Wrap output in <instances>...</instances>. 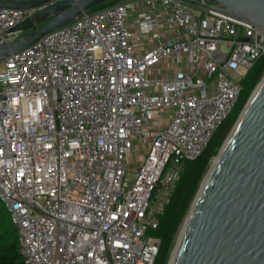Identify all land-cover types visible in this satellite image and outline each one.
<instances>
[{"label": "built area", "instance_id": "obj_1", "mask_svg": "<svg viewBox=\"0 0 264 264\" xmlns=\"http://www.w3.org/2000/svg\"><path fill=\"white\" fill-rule=\"evenodd\" d=\"M29 15L0 10V42ZM263 56L212 10L121 0L1 60L0 202L25 264H154L148 232Z\"/></svg>", "mask_w": 264, "mask_h": 264}, {"label": "water", "instance_id": "obj_2", "mask_svg": "<svg viewBox=\"0 0 264 264\" xmlns=\"http://www.w3.org/2000/svg\"><path fill=\"white\" fill-rule=\"evenodd\" d=\"M120 1L0 0V10L30 13L10 30L17 38L0 42V61L83 13ZM184 1L249 25L264 38V0ZM185 221L168 264H264V76L213 159Z\"/></svg>", "mask_w": 264, "mask_h": 264}, {"label": "trees", "instance_id": "obj_3", "mask_svg": "<svg viewBox=\"0 0 264 264\" xmlns=\"http://www.w3.org/2000/svg\"><path fill=\"white\" fill-rule=\"evenodd\" d=\"M43 22H41L42 24ZM264 74V56L261 57L240 81L241 94L235 110L218 128L210 142L194 161L186 162L170 202L158 218V226L148 235L160 241L154 264H168L176 236L187 215L200 183L217 155L223 138L236 121L252 91ZM0 264H25L19 252L16 230L5 206L0 202Z\"/></svg>", "mask_w": 264, "mask_h": 264}, {"label": "rangeland", "instance_id": "obj_4", "mask_svg": "<svg viewBox=\"0 0 264 264\" xmlns=\"http://www.w3.org/2000/svg\"><path fill=\"white\" fill-rule=\"evenodd\" d=\"M263 76H264V74H263ZM262 76V77H263ZM262 79V78H261ZM260 82V81H259ZM258 82V83H259ZM253 92V91H252ZM249 99V98H248ZM248 101V100H247ZM244 108V107H243ZM235 110V109H234ZM243 110V109H242ZM242 112V111H241ZM241 112H240V114H241ZM240 114L238 115V117H237V119H236V121L234 122V124L232 125V127L228 130V132H227V134L225 135V137L223 138V141L221 142V144H220V147H219V149H218V152H217V154L219 153V151H220V149H221V147H222V145L225 143V141H226V139L228 138V136L230 135V133H231V131H232V129L234 128V126H235V124H236V122H237V120H238V118H239V116H240ZM133 146L136 148V152H135V154L133 155L132 153H130V154H128L127 155V158H128V162H129V164L131 165V167L132 168H136L137 166H138V164L142 161V158H143V156H144V154H141L140 153V145H141V143L139 142V141H133ZM217 156V155H216ZM215 156V157H216ZM214 157V158H215ZM213 158V159H214ZM212 162H213V160L211 161V163H210V165H209V167H208V169H207V171H206V173H205V175H204V177H203V179L205 178V176H206V174H207V172H208V170H209V168H210V166H211V164H212ZM203 179H202V181H203ZM202 181H201V183H202ZM201 183H200V185H201ZM200 187V186H199ZM199 189V188H198ZM197 192H198V190H197ZM197 192H196V194H197ZM196 194H195V196H196ZM195 196H194V198H195ZM194 200V199H193ZM192 203H193V201H192ZM192 203H191V205H192ZM191 205H190V207H191ZM190 209V208H189ZM189 212V211H188ZM188 214V213H187ZM187 216V215H186ZM186 216H185V219H186ZM185 219H184V221H183V223L181 224V226H180V228H179V231H178V233H177V236H176V241H175V245H176V243H177V240L178 239H180V237H179V235L181 234V232H182V230L184 229V223H185ZM175 245H174V247H175ZM174 249V248H173ZM172 254V253H171Z\"/></svg>", "mask_w": 264, "mask_h": 264}, {"label": "bare ground", "instance_id": "obj_5", "mask_svg": "<svg viewBox=\"0 0 264 264\" xmlns=\"http://www.w3.org/2000/svg\"><path fill=\"white\" fill-rule=\"evenodd\" d=\"M215 163H216V162H214V164H215ZM213 166H214V165H213ZM185 222H186V221H185ZM185 224H186V223H184V229H185ZM184 229L182 230L181 234L179 235L180 239H181V237H182V234H183V232H184ZM180 239H179V240H180Z\"/></svg>", "mask_w": 264, "mask_h": 264}]
</instances>
